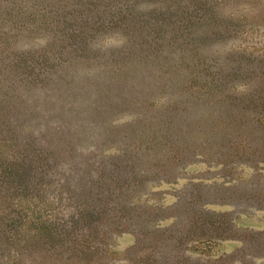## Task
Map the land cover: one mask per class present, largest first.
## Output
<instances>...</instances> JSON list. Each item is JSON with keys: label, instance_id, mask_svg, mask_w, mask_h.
Listing matches in <instances>:
<instances>
[{"label": "trees", "instance_id": "16d2710c", "mask_svg": "<svg viewBox=\"0 0 264 264\" xmlns=\"http://www.w3.org/2000/svg\"><path fill=\"white\" fill-rule=\"evenodd\" d=\"M113 33L123 47L97 46ZM98 57L121 76L137 61H160L162 74L182 73L187 95L149 107L130 146L101 144L65 164L77 146L58 126L35 127L31 92L47 91L57 65ZM204 103L223 110L217 123L214 111L208 124L190 119ZM197 134L224 142L209 164L222 182L191 179L166 202L158 187L177 186ZM147 152L152 159L138 164ZM241 168L252 171L247 181H225ZM248 181L264 212V0H0V264H257L264 228L236 225L237 198L202 193ZM125 235L132 242L122 246ZM227 240L240 245L218 254Z\"/></svg>", "mask_w": 264, "mask_h": 264}, {"label": "rangeland", "instance_id": "374dc122", "mask_svg": "<svg viewBox=\"0 0 264 264\" xmlns=\"http://www.w3.org/2000/svg\"><path fill=\"white\" fill-rule=\"evenodd\" d=\"M114 34L119 33L108 35ZM30 44L43 46L42 42H31ZM225 44L212 48L216 49L219 46L225 48ZM123 46L124 43L113 47L120 49ZM101 61L102 59L98 57L96 62L91 60V63L59 64L52 70L54 75L47 78L45 82L47 91L34 89L31 92V100H36V108L40 112V122L35 127L47 130L49 126L50 128L58 126L61 136L68 138L77 146L75 150L77 152L70 154L69 159L63 158L65 164L76 161L82 163V160L78 161L81 156H85L101 144L105 152H118L120 148L130 146L129 143L132 144L133 138H139L137 135L145 119L149 117V114L154 113L149 110V107L167 108L168 103L178 100L182 95H187L185 88L177 86L182 73L162 74L160 61L140 60L133 66L130 64L129 67L132 66L133 69L127 76L112 72L109 64H107L108 67L102 66ZM173 69L172 66L169 71ZM174 84L177 87H173ZM210 111L216 112V117L213 118V122L211 121V124H215L219 121L222 109L217 111V108L213 109L212 106L205 104L192 108L188 115L193 121L208 124L207 114ZM172 119L176 120L178 116H172ZM186 144L185 148L190 149V159L186 167L180 166L177 186L161 184L158 187L165 191L166 202L175 201L178 197L175 189L191 179L193 182H198V178L203 177L208 179L207 182H214V180L222 182L220 167H209V164L219 154L226 152L224 142L216 145L215 138L204 140L197 134L195 137H189ZM153 155L149 152L145 153L143 162L138 161V164L144 163L149 158L152 159ZM234 171L235 169L231 171L232 175L225 180L230 184L238 179L247 181L252 174V171L248 169L242 170L239 174ZM253 189L251 181H248L239 189L233 187L227 191L224 189V192L210 188L202 193L210 198H217L220 195L218 198L227 201L237 198L240 202V211L243 213L235 215L236 225L241 228L260 230L264 228V212L257 210L260 202L249 199L253 196V192H257ZM184 205V202L179 203L175 214H181ZM216 209L226 210L228 208L216 206ZM131 242L132 238L127 235L121 238L122 246ZM239 245L238 241L227 240L218 244L216 250L218 254L228 253ZM256 260L257 264H264V258Z\"/></svg>", "mask_w": 264, "mask_h": 264}, {"label": "clouds", "instance_id": "9594fccd", "mask_svg": "<svg viewBox=\"0 0 264 264\" xmlns=\"http://www.w3.org/2000/svg\"><path fill=\"white\" fill-rule=\"evenodd\" d=\"M125 39L126 38L124 36L119 34H114V35L105 34L96 42V44L99 47H104L107 45L119 46L125 42Z\"/></svg>", "mask_w": 264, "mask_h": 264}]
</instances>
